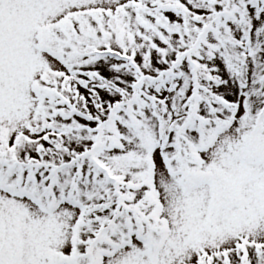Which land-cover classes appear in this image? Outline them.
I'll use <instances>...</instances> for the list:
<instances>
[{"label": "snow or ice", "instance_id": "6c2138e0", "mask_svg": "<svg viewBox=\"0 0 264 264\" xmlns=\"http://www.w3.org/2000/svg\"><path fill=\"white\" fill-rule=\"evenodd\" d=\"M0 264H264V0H0Z\"/></svg>", "mask_w": 264, "mask_h": 264}]
</instances>
